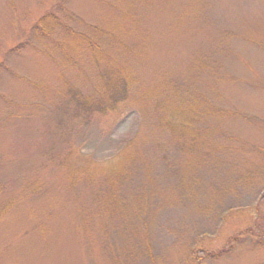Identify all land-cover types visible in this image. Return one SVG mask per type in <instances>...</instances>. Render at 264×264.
Here are the masks:
<instances>
[{
    "label": "rangeland",
    "instance_id": "rangeland-1",
    "mask_svg": "<svg viewBox=\"0 0 264 264\" xmlns=\"http://www.w3.org/2000/svg\"><path fill=\"white\" fill-rule=\"evenodd\" d=\"M0 264H264V0H0Z\"/></svg>",
    "mask_w": 264,
    "mask_h": 264
},
{
    "label": "trees",
    "instance_id": "trees-1",
    "mask_svg": "<svg viewBox=\"0 0 264 264\" xmlns=\"http://www.w3.org/2000/svg\"><path fill=\"white\" fill-rule=\"evenodd\" d=\"M125 93H126V86L120 85L119 86V92L116 93L119 96L118 100L124 99ZM82 108H84L85 110H86V108H89V106L87 104H85V101L84 102H79L78 109H82ZM90 110H96L98 112H103L104 111L103 107L101 105H99V104H97L96 107H91Z\"/></svg>",
    "mask_w": 264,
    "mask_h": 264
}]
</instances>
